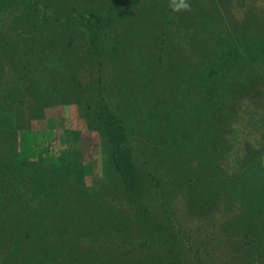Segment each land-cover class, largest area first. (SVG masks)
<instances>
[{"label": "rangeland", "instance_id": "374dc122", "mask_svg": "<svg viewBox=\"0 0 264 264\" xmlns=\"http://www.w3.org/2000/svg\"><path fill=\"white\" fill-rule=\"evenodd\" d=\"M5 1L0 264H32L23 241L37 225L35 258L57 237L61 264H264V55L223 89L207 76L237 40L253 39L258 57L264 0H188L175 13L169 0H138L111 12L96 46L65 16L105 17L129 0H30L27 25L16 20L25 2ZM45 16L61 21L40 26ZM192 72L208 90L191 87ZM107 116L124 128L134 183L110 163ZM24 155L26 170L11 173ZM33 167L62 177L54 193L30 181ZM27 220L22 234L15 223Z\"/></svg>", "mask_w": 264, "mask_h": 264}, {"label": "trees", "instance_id": "16d2710c", "mask_svg": "<svg viewBox=\"0 0 264 264\" xmlns=\"http://www.w3.org/2000/svg\"><path fill=\"white\" fill-rule=\"evenodd\" d=\"M9 1L11 3L14 0H6L5 1L6 4H9ZM23 1L25 2V5H24L25 12L21 13L18 16L19 18H17L16 20L17 22H20L21 24L27 25L29 23H32V21L34 20V17L36 18L35 16L36 13H35V7L30 2V0H23ZM136 1L138 0H129L126 3H121L119 6L112 7L111 10L108 11L105 17H102L98 14H93V13H88L87 16L68 14L67 16H65V21L66 23L68 22V23H73V24H80V25H84L87 28H89L90 31L92 32L90 42L93 46H96L101 29L105 26H110L113 23L114 18L112 17L111 12L113 10H117L121 12L126 9H129V7H132ZM60 21H61V18H59L58 16H45L44 18H42V20L39 21V24L40 26H43V27L46 25L57 26V24H59ZM32 26L34 29L37 27L36 24H33ZM28 36L32 37L30 33H28ZM241 43H243L244 45L242 48L238 45V44L242 45ZM255 45H256L255 41L251 38H246L245 41H240V43L237 40V42L235 41V46H234L235 48L234 47L231 48L230 46L226 48L228 50L223 51L221 54H218V55L216 54L217 66L213 70H211V68L209 69V72H208L209 75L206 74L209 78H211L213 75L216 76V78L214 79L215 81L213 82V84L216 85L215 88L213 86V88L215 89V90L213 89L214 91H217L218 89H223V85H225L230 80V79L228 80V77H232L235 75V80H236L239 76L245 73V69L247 67L249 69L252 63L257 62V60H259L264 55L263 54L264 53V41L261 42L262 49L257 51V53H259L258 57L255 56L256 53L252 51V47ZM232 59H235L234 69L230 67L232 62H229V61H231ZM245 59L247 61H245ZM232 72L234 73L232 74ZM192 73H193V79L191 80V87L199 85L202 90L204 89L208 90V82H206L205 79L203 78L202 76L203 73L202 72L201 73L192 72ZM213 90L212 88L210 89V91H213ZM103 124L104 125L102 127V136L103 138H105L107 144L111 147V151L109 153V156H110L109 159H110V163L114 171L122 179L127 181V183H134L136 175H135L132 155L128 148L121 146V143L124 142L125 140V134H124L125 132H124L123 126L113 116L105 117V120H103ZM21 158L22 160H18L17 162H14L13 165L9 166V168L12 169L11 173H15L14 171H16L17 168L26 170L28 166L27 165L28 160L25 155ZM63 170L65 171L66 168H63L61 165H59V171H63ZM33 172H34L32 174L33 178L31 177L30 181H32L33 183H36V185H38L39 187L40 186L42 188L47 187L48 194L55 192L56 185L62 179V177L56 176L54 169H51V171L48 172V173L53 174V177L48 176V174H46L45 172L39 171V169H37L36 167H33ZM20 173L22 172L20 171ZM20 173L18 174L21 175ZM40 173L41 175H39ZM41 178L43 182L39 185ZM64 178L65 177H63V179ZM48 188H49V191H48ZM30 210L31 209H29V212ZM32 213H33L32 215L33 216L35 215L36 217L37 213L35 214L34 212ZM32 215L30 217H32ZM35 217L32 218L34 223H35V220H34ZM25 223H27L26 226L24 225V223L22 224H20L19 222L15 223L17 228H19L22 231V234L26 233L28 225L31 224L30 220H27ZM39 232H40V226L37 225L35 226V228H33L34 235L26 234L24 237L26 242H24L22 239L23 243L29 246V251L32 253L29 257L30 259L29 262L32 264H61L60 262H64L65 261L64 252L68 248V246L63 244L61 242V239L57 237L52 242H50L47 238H44L43 241L41 242V245L39 244L41 246L40 247L41 250H39L41 251V257L39 259L35 258L36 252L34 250L36 248L38 249V247L36 245L37 243H34L35 240L31 239V237L33 236V238L35 239V236L40 235ZM26 239L28 240V242ZM22 241L18 242L17 244L18 248H19V245H21ZM68 256L69 258L72 257V255H68Z\"/></svg>", "mask_w": 264, "mask_h": 264}, {"label": "clouds", "instance_id": "9594fccd", "mask_svg": "<svg viewBox=\"0 0 264 264\" xmlns=\"http://www.w3.org/2000/svg\"><path fill=\"white\" fill-rule=\"evenodd\" d=\"M172 12L191 11V5L188 0H169L168 4Z\"/></svg>", "mask_w": 264, "mask_h": 264}]
</instances>
